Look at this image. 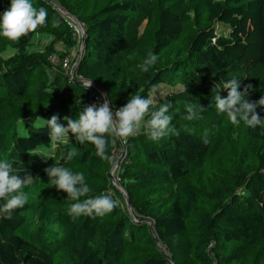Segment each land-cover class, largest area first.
Instances as JSON below:
<instances>
[{
	"label": "trees",
	"instance_id": "1",
	"mask_svg": "<svg viewBox=\"0 0 264 264\" xmlns=\"http://www.w3.org/2000/svg\"><path fill=\"white\" fill-rule=\"evenodd\" d=\"M31 3L46 9L47 22L18 41L0 36V161L32 176L23 189L27 204L11 220L0 216V264H264V126L232 124L213 99L214 86L231 79L239 80L240 91L252 85L246 99L264 96V0ZM53 3L84 25L76 78L100 86L112 109L134 95L148 98L156 88H185L184 97L159 95L149 109L171 105L168 135L153 141L142 128L124 141L116 174L132 213L117 202L120 191L110 175L117 137L108 138V159L71 134L65 142L50 141L52 115L67 126L64 117L77 119L86 105L98 104L66 72V54L52 61L57 43L71 52L77 42L71 19ZM9 6L10 0H0V16ZM141 13L146 24L139 34ZM40 33L52 43L31 50ZM9 47L15 52L4 57ZM149 52L158 60L145 72L140 64ZM219 94L226 97L227 90ZM188 103H210L215 114L187 120ZM257 112L264 118V108ZM43 144L51 152L38 164L30 154ZM70 150L76 155L66 160ZM53 165L84 174L92 191L81 201L107 194L117 206L104 216L73 217L69 210L77 201L52 186L44 171Z\"/></svg>",
	"mask_w": 264,
	"mask_h": 264
},
{
	"label": "clouds",
	"instance_id": "2",
	"mask_svg": "<svg viewBox=\"0 0 264 264\" xmlns=\"http://www.w3.org/2000/svg\"><path fill=\"white\" fill-rule=\"evenodd\" d=\"M48 13L43 7L37 9L31 0H10V6L0 16V36L11 41H18L28 36L47 22ZM58 26V22L53 24ZM158 60V56L149 52L140 64L141 70L147 72ZM91 86L89 82L88 87ZM241 84L237 79H231L215 85L213 99L219 112L225 113L232 124L238 125L243 121L249 128L264 126V118H261L257 108H264V96L258 101H250L245 97L250 94L251 84L245 85L240 91ZM227 90V96L222 97L220 89ZM155 103L153 94L148 98L141 95L131 96L127 103L118 109L110 107V101L105 99L103 103L86 105L77 119L64 117L67 126L61 124L60 117L52 115L46 121L49 129L51 143L58 144L69 139L71 134L75 141L83 145L91 143L96 148V155L101 159H108L106 148L109 137H117L126 141L129 137L138 134L142 128L153 141L159 140L171 131L173 115L169 113L170 104H162L157 111L149 113L150 107ZM187 115L185 119L193 120L198 117L196 106L192 103L186 105ZM150 114V119L145 122V117ZM207 143V140H205ZM76 155L75 150H70L66 160H71ZM49 182L58 191L67 193V197L73 201L69 214L73 217L84 215L104 216L110 213L117 202L110 195L89 197L81 201V197L89 196L92 191L85 182L83 173H73L62 165H53L44 169ZM32 176L19 175L13 171V164L7 160L0 161V216L11 220L15 210L23 208L28 202V195L23 189L30 184Z\"/></svg>",
	"mask_w": 264,
	"mask_h": 264
},
{
	"label": "rangeland",
	"instance_id": "3",
	"mask_svg": "<svg viewBox=\"0 0 264 264\" xmlns=\"http://www.w3.org/2000/svg\"><path fill=\"white\" fill-rule=\"evenodd\" d=\"M143 17H144V15H143V13H141V15L139 17V20H140L139 26L137 28V32L139 34L142 32L143 27L146 24V20L143 19ZM219 28L222 29V26H219ZM51 43H52V36L51 35H49L47 33H42V34L40 33V34H37L33 38L30 49L42 51V50H44V48L47 45H49ZM80 48H81V40H79V38H77V42L75 44V47H73L71 49V52L65 43L59 42L55 45V49H56L55 57L56 58H59L62 54L63 55L66 54L67 55L66 57L71 60L70 68L73 70V77H76V65L75 64H76L77 58L79 57ZM14 52H15V50L12 47H9L6 51H4L2 53V55L4 57H10ZM82 80H84V79H82ZM88 88L91 90V97L95 98L98 103H103V101L105 100L104 94L94 86H90ZM184 92H185V88L182 85H177L174 87L165 86V88L162 91H160V90L158 91V88L154 89L153 96H154V100H157L160 97L159 95H161V97L166 96V95L172 96V97H174V96L184 97L185 96ZM194 105L196 106V110L198 112L197 119H201V120L207 119L210 116H212L213 114H215L214 107H212L210 105V103H208V105H206L204 103H196ZM23 132H24V128L22 126H20V133H23ZM119 139L120 138H116L113 141V146H114L113 154H114L115 160L117 158H120V160H121V158L123 156L121 153L122 148L121 147H120L121 149L119 148V146H120ZM122 141L124 143V140H122ZM50 152H51V148L49 146L43 144L37 150L33 151L30 154V158L33 161H35L36 163L40 164L46 160V157L48 156V154ZM115 160H114V162H115ZM119 163H120V161H119ZM113 177L116 179L117 185L121 186V184L118 181L116 172L113 173ZM117 202L119 204H121L125 209L128 210L127 201H126V198L122 192H120V195L117 197ZM163 250H165L164 247H163Z\"/></svg>",
	"mask_w": 264,
	"mask_h": 264
},
{
	"label": "water",
	"instance_id": "4",
	"mask_svg": "<svg viewBox=\"0 0 264 264\" xmlns=\"http://www.w3.org/2000/svg\"><path fill=\"white\" fill-rule=\"evenodd\" d=\"M54 5H55V7L57 8V9H59L67 18H69V19H71V20H73L75 23H77L79 26H81V28H82V38H81V48H80V53H79V57L77 58V61H76V66L78 65V63L80 62V59H81V57H82V51H83V49H84V47H85V43H86V36H85V27H84V25L75 17V16H73V15H71L69 12H67L64 8H62L60 5H58V4H56V3H53ZM74 68V67H73ZM72 80L74 81V82H76V83H78V84H82V85H85V86H88L89 85V82H91V84H92V86H94V87H96L98 90H100L103 94H104V96H105V99H107L108 100V97H107V94L105 93V91L100 87V86H98L97 84H95L94 82H92V81H89V80H81V79H77L76 77H72ZM119 142H120V146H121V148H122V150L123 149H125L124 148V143H123V141L121 140V139H119ZM119 161H120V158H117L116 160H115V162L113 163V165H112V168H111V172H110V175H111V178H112V182H113V184L118 188V190L120 191V192H122L123 194H124V196H125V198H126V201H127V205H128V210H129V212H131L132 213V206H131V203H130V199H129V197H128V194H127V192H126V190L123 188V187H121V186H119V185H117V182H116V179L113 177V173H115L116 171H117V168H118V166H119ZM149 224H151L149 221H147ZM152 226V225H151ZM152 232H153V235H154V237H155V239H156V241H157V243H158V245L163 249V247H162V244H161V241H160V239H159V237H158V234H157V232L155 231V229H154V227L152 226ZM169 259L170 260H172V258L171 257H169Z\"/></svg>",
	"mask_w": 264,
	"mask_h": 264
},
{
	"label": "built area",
	"instance_id": "5",
	"mask_svg": "<svg viewBox=\"0 0 264 264\" xmlns=\"http://www.w3.org/2000/svg\"><path fill=\"white\" fill-rule=\"evenodd\" d=\"M69 24L73 27L74 29V35L81 40L82 38V28L79 26L77 23H75L73 20L69 21ZM53 62H58L56 57H52ZM70 62L71 60L69 58L64 59L62 62L63 67L66 69V72L69 74L70 78L72 79L73 77V70L70 68ZM92 86V85H91ZM91 104H96V102L92 101Z\"/></svg>",
	"mask_w": 264,
	"mask_h": 264
},
{
	"label": "bare ground",
	"instance_id": "6",
	"mask_svg": "<svg viewBox=\"0 0 264 264\" xmlns=\"http://www.w3.org/2000/svg\"><path fill=\"white\" fill-rule=\"evenodd\" d=\"M92 85V84H91Z\"/></svg>",
	"mask_w": 264,
	"mask_h": 264
},
{
	"label": "crops",
	"instance_id": "7",
	"mask_svg": "<svg viewBox=\"0 0 264 264\" xmlns=\"http://www.w3.org/2000/svg\"><path fill=\"white\" fill-rule=\"evenodd\" d=\"M121 147V146H120Z\"/></svg>",
	"mask_w": 264,
	"mask_h": 264
}]
</instances>
